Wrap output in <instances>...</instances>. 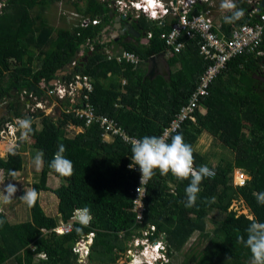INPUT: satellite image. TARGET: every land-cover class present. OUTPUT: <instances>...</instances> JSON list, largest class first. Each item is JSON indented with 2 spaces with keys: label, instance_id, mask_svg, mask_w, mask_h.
I'll return each mask as SVG.
<instances>
[{
  "label": "trees",
  "instance_id": "trees-1",
  "mask_svg": "<svg viewBox=\"0 0 264 264\" xmlns=\"http://www.w3.org/2000/svg\"><path fill=\"white\" fill-rule=\"evenodd\" d=\"M54 2L0 0V105L9 103L8 116L11 110L14 112V116L0 120V129L8 122L20 135L19 121L30 118L32 130L27 136L33 139L34 149L43 153L42 171L32 184L38 197L29 205L31 218L12 221L7 209L0 211V264H79L78 245L90 233V264H118L128 243L144 238L146 231L149 242L165 236L169 263L198 234L199 240L206 243L200 251L197 244V250L187 252L183 264H250V251L237 242V237L246 239V229L253 220L264 222V205L256 201V194L264 192V56L245 53L228 63L208 96L198 99L196 121L185 120L167 139L170 142L172 136L181 134L193 148L194 167L207 165L212 172L211 178H205L200 185L196 206L186 208L182 203L190 180L178 181L171 174L161 176L157 172L147 183L142 221L136 224L132 201L140 172L129 167L131 139L163 136L177 120L180 109L188 104L209 63L199 56L195 42L188 41L184 50L168 58V76L147 77L148 59L166 51L160 35L168 27H159L143 16L133 21L143 38L128 42L122 39L119 43L126 52L138 56L139 64L134 66L117 61L115 56L109 58L107 48L111 42H102L100 33L110 21L108 2L87 0L77 10L89 21L62 29L49 26L41 14ZM235 5L225 19L235 11H242L243 15L228 26L224 23V30L252 24L264 12L251 16L244 1ZM35 9L39 13L33 15ZM93 19L98 23L93 24ZM81 50L79 57L83 58L72 66ZM258 50L264 52V36ZM62 72L65 74L57 77ZM75 74L90 77L93 89L89 102L95 113L113 118L121 133H112L111 139L105 140L98 121L87 126L85 120L73 113L65 114L64 109L56 120L41 110L27 112V116L21 112L32 100L30 94L42 101L43 96L47 98L45 91L51 82L70 81ZM17 95L19 100L9 102ZM67 100H57L56 104L67 107ZM35 119L40 120V127ZM72 124L83 130L69 131ZM203 135L229 150L231 160L222 158L211 164L197 151ZM59 144L65 146L63 155L72 161L70 177H63L50 167ZM24 168L22 148L15 147L5 157L0 156V172L13 174ZM235 171L246 174L244 186H234ZM49 177L56 178L58 186H49ZM43 193L55 198V213L44 208L40 199ZM234 201H242L252 217L231 211ZM8 209L15 210L12 206ZM84 209L91 217L87 223L75 219L76 210ZM212 213L220 215L221 220L210 219ZM209 224L212 232L207 230ZM62 225L70 229L58 232Z\"/></svg>",
  "mask_w": 264,
  "mask_h": 264
},
{
  "label": "built area",
  "instance_id": "built-area-1",
  "mask_svg": "<svg viewBox=\"0 0 264 264\" xmlns=\"http://www.w3.org/2000/svg\"><path fill=\"white\" fill-rule=\"evenodd\" d=\"M109 1L113 10L118 12L120 16H124L125 19L129 17L130 13H135L132 19L143 16L159 24H162L161 20L165 17L172 18L173 22L170 25V29L160 35V39L165 43L166 51L170 54L169 56L179 54L187 47L188 41H194L197 45L199 56L209 63L197 81L188 104L180 109L177 120L171 128L165 130L163 137L166 139L170 137L172 132L177 131L181 127L180 124L185 120L196 121L194 113L199 107L198 99L208 96L210 87L218 76L226 71L228 63L245 53L253 54L255 57L264 55L263 50H258L264 36V12L260 14L259 20L257 19L256 22L234 28L231 30L230 35L222 36L216 32L213 11L209 9L211 6L214 8L213 5L219 0H153L154 7H156L155 12H149L145 5L139 6L143 0ZM238 1H244L249 6L251 16L260 11L257 7L262 3V0H235V2ZM261 10L264 11V9ZM88 21L89 19H84L83 24ZM91 22L96 24L98 20L93 19ZM150 37L151 34L148 33L147 38L149 39ZM107 52L110 54L109 58L115 56L117 61L124 60L134 66L139 64V58L134 53L112 50H107ZM75 64L76 61L74 60L72 66ZM124 83L125 81H122V84ZM92 89L93 84L89 76L75 74L70 81L55 80L51 82L46 88L45 94L54 103H57V100L68 99L69 104L64 107V113L67 115L73 113L74 117L85 120L87 126L94 123V121H98L104 129V138L111 136L112 133L115 135L121 133L113 118L95 113L94 106L89 102V92ZM29 97H32V100H28L27 107L31 106L33 108L31 109L32 112L33 110L45 111V105H43L41 100L31 94ZM31 102L33 103L31 104ZM13 129L14 127L10 125L11 133L15 132ZM233 178L235 187L244 186L248 180L246 174L242 171H235ZM146 186L147 184L140 186L139 181V185L133 191L132 212L134 213L136 224L142 221ZM74 214L75 219L81 221V216L84 213L82 210H76ZM69 229L70 227L62 225L59 227L58 232H66ZM149 229L155 230L154 227H149ZM147 234V231L143 233L145 237H147ZM92 235L93 233H90L88 238ZM145 240L148 241L147 238ZM156 244L158 245V243ZM138 246L139 239L135 238L134 247ZM79 250L81 251L82 249L79 247ZM130 250H128L129 254ZM87 251L84 249L85 255ZM82 256L84 255L82 254Z\"/></svg>",
  "mask_w": 264,
  "mask_h": 264
},
{
  "label": "rangeland",
  "instance_id": "rangeland-1",
  "mask_svg": "<svg viewBox=\"0 0 264 264\" xmlns=\"http://www.w3.org/2000/svg\"><path fill=\"white\" fill-rule=\"evenodd\" d=\"M3 1V0H2ZM100 2H108L109 8H112L111 4L109 3V0H98ZM220 1V0H219ZM217 1L213 6L215 10L213 11V15L215 20L219 18V15L221 13V4L222 1ZM87 2V0H55L52 5L42 11V17L47 21L48 25L55 28V29H62V28H71L74 24L77 22H84V15L81 14L80 11L77 10V7L82 8L84 4ZM74 3H76L78 6H75ZM234 4H237L235 0H233ZM118 11V10H116ZM33 15L39 13L38 9L33 10ZM116 13V12H115ZM135 13H130V16L133 17ZM112 16V15H111ZM114 16V15H113ZM116 16H118L116 14ZM116 16H114L116 18ZM80 56V55H79ZM78 56V57H79ZM80 58V57H79ZM34 67L37 66V61L33 62ZM63 72L60 73L57 77L63 76ZM43 105H45V115L52 117L53 119H57L60 115L61 109H64V106H60L59 104H56L52 102V100L47 99L45 96H43L42 99ZM27 104V102H26ZM31 109H33L31 106L29 108L26 106L23 109L21 108V112L27 116ZM35 110H33L32 113H34ZM203 112V110H202ZM204 114V112H203ZM12 120H15L14 118ZM36 123L40 127L41 122L39 119H35ZM9 130H4L8 129ZM74 130V132H80L83 130L82 128H78ZM72 128L70 127L69 130ZM15 132L11 133L10 131V125L8 122L4 123V126L0 129V156L5 157L9 151L14 149L15 147L22 148V155L25 160V168L21 172L13 173V174H7L4 172H0V211H3L7 209V212L9 213V217L12 221H19L26 219L25 217L31 218V213L29 210V205L32 201H34L38 196L36 195L35 199L29 202L28 200L24 199V196L32 190V184L37 181V177L40 176V173L43 168V163L37 165L35 163V157L37 156L38 152L33 147V139L26 136L24 134V130H20V135L17 134V130L13 129ZM73 132V133H74ZM71 133V132H70ZM72 134V133H71ZM24 142L25 144H20L19 142ZM218 142L214 139H212L208 135H203L202 138L199 140V143L197 145V151L204 156L208 157V161L211 164L217 163L220 159L226 158L230 159L231 154L229 150L225 149L224 147L218 146ZM225 149V151L223 150ZM231 160V159H230ZM49 186L56 187L58 186L59 182L54 177H49ZM14 186V188L12 187ZM9 196L10 200L9 202H5V197ZM40 199L43 201L44 208L47 211H51L52 213H55V198L53 199L50 196L47 195V193H43L40 195ZM54 200V202H53ZM13 207L15 210L8 209L9 207ZM231 211L236 212L238 216L245 215L249 219L252 217L251 213L248 209V207L242 202V201H234L232 203V206L230 208ZM26 213V214H25ZM23 214V215H22ZM212 220L214 221H220L221 217L220 215H217L216 213H212L210 216ZM28 220V219H27ZM208 231L213 230L212 225H208L207 228ZM84 242H89V239H85ZM83 241L81 242L83 245H85ZM141 245L144 244L143 241L139 242ZM206 241L199 240L198 234H194L190 241L185 245L181 253L175 255L171 262L169 264H183V261L185 259L184 255L193 250L197 247L198 244V250L200 251L203 246L205 245ZM82 247V246H80ZM87 249V248H86ZM129 249L130 254H129ZM83 250V249H82ZM128 252L126 251L125 255H121L120 258L118 257V264H134L137 263L135 259L138 260L139 264L140 262L143 263L141 259L142 252H144V248H135L134 247V241H130L128 243ZM145 253V252H144ZM153 252H149V255L146 253L145 257L142 258L145 261H150L149 259H153ZM87 255V254H86ZM130 257L132 258L130 260ZM143 257V256H142ZM151 263V262H150ZM79 264H90L89 259L84 255L80 256Z\"/></svg>",
  "mask_w": 264,
  "mask_h": 264
},
{
  "label": "clouds",
  "instance_id": "clouds-1",
  "mask_svg": "<svg viewBox=\"0 0 264 264\" xmlns=\"http://www.w3.org/2000/svg\"><path fill=\"white\" fill-rule=\"evenodd\" d=\"M221 8L225 11H232L236 8V5L233 3V0H223ZM242 15V11H235L231 16L226 17V21L232 22L236 19H239ZM2 105L3 104L0 105V108L2 107ZM5 111L7 110L5 109ZM6 114H3V116ZM19 127L24 130V134L27 136L28 133H30L32 130L31 119H21L19 121ZM70 127L72 128L71 130L77 129L73 124L70 125ZM130 150L131 164L129 165V167L139 169L140 186L142 184L146 185L148 181L157 174V172L161 176H167L171 174L178 181L190 180V183H188L185 188L186 199L182 201V203L186 208H193L196 206L198 194L201 192L200 185L205 178H211L212 172L207 167V165H201L198 169L194 167L193 148L190 144L185 143L184 138L181 134L172 136L170 142L162 135H145L139 139L132 138ZM65 151V146L63 144H59L57 147V152L54 154L53 160L50 162V167H52L59 175L63 177H70L73 174V164L71 160L67 159L63 155ZM42 158L43 153H38L35 157V163L39 165L42 161ZM12 187L14 188V186ZM36 195V192L34 190H31L24 196V199L31 202L35 199ZM9 200L10 197L6 196L5 202H9ZM256 201L257 204L264 205V192L256 194ZM82 211L84 214L81 216V222L87 223L91 219V217L88 214L87 209H84ZM246 233V239L241 235L237 237V242L243 244L244 247H246L250 251V264H264V222L253 220L252 222H250L248 228L246 229ZM145 238L146 237L137 238L139 239V242L143 241L144 244L141 245L139 243V246L135 247L137 249L142 247L144 248L145 253L142 252L140 259L143 261V263L140 262V264H169L165 241H162L163 237L156 242L146 241ZM91 241L92 238L90 237L88 243L90 244ZM84 243L85 245H83L82 243L79 245V247L82 246L80 248L83 249L81 251L79 250L80 256H82V254L85 255L84 249H89L88 243ZM156 243H158V245ZM149 252H154L152 261L151 259H149L150 261L143 260L142 258H144L145 254H148ZM85 256L87 257V255ZM131 259L132 258L130 257V260ZM135 260L137 261V263L134 264H139L138 260Z\"/></svg>",
  "mask_w": 264,
  "mask_h": 264
},
{
  "label": "crops",
  "instance_id": "crops-1",
  "mask_svg": "<svg viewBox=\"0 0 264 264\" xmlns=\"http://www.w3.org/2000/svg\"><path fill=\"white\" fill-rule=\"evenodd\" d=\"M209 9L211 11H214L215 10V8H213L212 6L209 7ZM220 9H221V13H220L218 19L215 20L214 15H213V21H214L215 26H216L215 27L216 32H217V34L222 35V36L230 35L231 30L230 31L228 29L227 30L226 29L224 30V28H223V24L224 23H225L226 26H228V24H229V22L226 21L225 16H226V13H229L230 11H224L222 8H220ZM116 14L118 16H116ZM113 15L116 16V18H114ZM119 16L120 15L118 14V12H116L115 14H110L109 15V17H110L109 23L102 29V31L100 33L101 38H102V42L103 41L111 42V45H109L108 48L106 47L107 50H112V51H117V52L126 51L123 48V46L119 43L120 40L124 39V42H128L131 39H133L132 37H130L128 35L127 36H125V35L124 36L119 35V28H120V25H119V22H118V17ZM133 21H134V19H132V17L130 15H129V17L127 19L124 20V22H129L133 26V28L135 30L136 27H135ZM161 21H162V24H159L158 22H156V24H158L159 27L160 26L161 27H165L166 26V27H168V30H169L170 29V25L173 22V19L172 18L165 17ZM135 31H137L138 33H140V38L139 39H142V37H143L142 35H144V34H142L138 29H136ZM143 41H146L147 42V40H143ZM82 52L83 51L81 50L79 53H76V55L79 56V55L82 54ZM163 53H165V54H163ZM163 53H162L163 54V57L162 58L161 57L160 58H157L154 62H148L147 61V63H146L147 64V67H146V73H145L147 77H151L153 75L156 76V73H157L155 71L154 73H152L153 75L152 74L150 75L149 70H151L153 72L155 69L157 70V67H158V69H164V70H165L166 67H168L167 60L170 57L169 56L170 54L167 51H165ZM154 56H157V55H154ZM154 56H151V57H154ZM169 71H170V69H169ZM169 71H167L168 74H169ZM166 76H168V75H166ZM110 139H111V136L110 135L105 138V140H110Z\"/></svg>",
  "mask_w": 264,
  "mask_h": 264
},
{
  "label": "water",
  "instance_id": "water-1",
  "mask_svg": "<svg viewBox=\"0 0 264 264\" xmlns=\"http://www.w3.org/2000/svg\"><path fill=\"white\" fill-rule=\"evenodd\" d=\"M257 9L258 10L264 9V0H262V3L259 4V7H257ZM110 14H114L113 8L110 10ZM124 20H125L124 16L118 17V22H119V25H120L119 35H121V36L128 35V36L132 37L134 40L139 39L140 38V33L135 31L133 26L130 23H128V22H124ZM143 42L146 43V41H143ZM160 57L162 58L163 54H160V55H157V56L149 58L148 62H154L157 58H160ZM167 71H168V68L166 67L165 68V73L168 75ZM14 91H16V89H14ZM15 98H17V96ZM11 101H13V99ZM5 109H6L5 105H3L0 108V117L3 116V114H6ZM10 116H14V112L12 110L9 112V116H7V119ZM162 241H165V236H163Z\"/></svg>",
  "mask_w": 264,
  "mask_h": 264
},
{
  "label": "flooded vegetation",
  "instance_id": "flooded-vegetation-1",
  "mask_svg": "<svg viewBox=\"0 0 264 264\" xmlns=\"http://www.w3.org/2000/svg\"><path fill=\"white\" fill-rule=\"evenodd\" d=\"M4 1V0H3ZM1 11H2V7H0V13H1ZM115 14V13H114ZM115 18V17H114ZM78 56L76 55V59H75V61L76 60H78ZM80 58H83V57H80ZM81 60V59H80ZM263 62H264V60H263ZM262 65H264V64H262ZM263 68V70H264V67H262ZM157 72L156 73V76L157 75H163V76H166L167 74L165 73V70L164 69H158V67H157V70L155 69L153 72L151 71V70H149V72H150V75L152 74V73H154V72ZM264 72V71H263ZM64 73V72H63ZM153 75V74H152ZM154 77H155V75H153ZM153 76H151L150 78H154ZM13 99V101H15V100H19L20 99V96L19 95H17V98H10L9 99V102H11V100ZM3 105H5V107H6V109L8 108V105H9V103L7 102V103H3ZM2 105V106H3ZM7 114H6V116H1L0 117V120H2V121H4V120H6L7 119Z\"/></svg>",
  "mask_w": 264,
  "mask_h": 264
},
{
  "label": "bare ground",
  "instance_id": "bare-ground-1",
  "mask_svg": "<svg viewBox=\"0 0 264 264\" xmlns=\"http://www.w3.org/2000/svg\"><path fill=\"white\" fill-rule=\"evenodd\" d=\"M141 5H145L149 12H155L156 7H154L153 0H143L139 6H141ZM148 255H149V253H148ZM151 255H153V254H151Z\"/></svg>",
  "mask_w": 264,
  "mask_h": 264
}]
</instances>
